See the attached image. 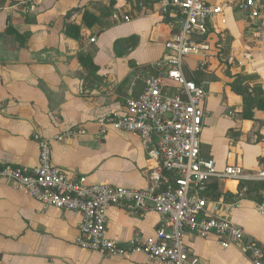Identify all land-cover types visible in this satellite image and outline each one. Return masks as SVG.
<instances>
[{"label":"crops","instance_id":"0c3cea01","mask_svg":"<svg viewBox=\"0 0 264 264\" xmlns=\"http://www.w3.org/2000/svg\"><path fill=\"white\" fill-rule=\"evenodd\" d=\"M205 1L225 6L208 20V49L183 65L187 78L205 82L200 154L218 168L264 170V109L231 87L240 75L264 99V0H255L256 17L239 8L241 0ZM84 11L95 16L92 24ZM175 22L173 14L161 13L159 0H0V166H36L44 139L51 162L69 173L89 183L144 189L153 162L140 136L109 121L125 113L128 91L139 92L143 77L154 72ZM70 25L78 27L77 37ZM128 36L136 41L116 45ZM85 55L95 70L80 62ZM68 132L69 138L56 140ZM206 190L217 195L210 199L226 202L244 193L231 220L264 255V215L258 211L264 180L213 179ZM106 214V236L127 248L134 237L153 235L159 222L154 211L125 205H111ZM80 221V213L44 207L0 181V264H156L142 253L122 257L80 248ZM183 242L198 264H253L240 247L223 248L215 235L185 231Z\"/></svg>","mask_w":264,"mask_h":264},{"label":"built area","instance_id":"2783aa9c","mask_svg":"<svg viewBox=\"0 0 264 264\" xmlns=\"http://www.w3.org/2000/svg\"><path fill=\"white\" fill-rule=\"evenodd\" d=\"M159 5L162 14L174 15L175 30L165 41V51L153 66L154 72L143 77L140 91L136 95L128 91L125 113L109 121L117 129L140 136L153 162L146 171L147 186L139 190L89 183L84 175H74L54 165L50 143L44 139L39 142L36 166L2 165L0 181H10L15 189L44 207L80 213L75 243L85 250L122 257L142 253L156 264H198L183 242L184 232L189 231L200 237L215 235L223 248L237 245L253 264H264L261 247L231 220L230 212L244 193L238 192L230 202L205 195L213 179L264 180V170L245 172L239 164L218 168L213 159L201 156L205 82L197 83L183 71L188 57L208 49L203 40L208 20L220 14L225 5L205 0H159ZM258 6L255 0L239 3L249 17L259 14ZM112 16L119 18L116 12ZM122 18L130 19L127 15ZM201 58L203 62L205 55ZM69 136V132L59 133L55 138L61 141ZM111 205L157 213L159 222L154 234L134 237L128 248L106 236V211ZM258 211L264 215V204L258 206Z\"/></svg>","mask_w":264,"mask_h":264},{"label":"trees","instance_id":"16d2710c","mask_svg":"<svg viewBox=\"0 0 264 264\" xmlns=\"http://www.w3.org/2000/svg\"><path fill=\"white\" fill-rule=\"evenodd\" d=\"M83 19L84 21L86 22V24H92L93 21L95 20V16L88 12V11H84L83 12ZM91 21V22H90ZM69 28H72V31H76L73 36L74 37H77V33H78V27H76L75 25H70ZM67 31V30H66ZM69 34L71 35V31L69 32ZM136 41V36H128L126 38H123V39H120L118 41H116V45L117 43H122V44H132ZM80 62H82V64H88V66L90 68H92L93 70H95V66L91 63V57L89 55H85L84 57H80ZM231 87H232V90L234 92H236L237 94L243 96V98L245 99V97L247 98H255V105L254 107L258 108V109H264V99L261 98V93L259 90H257V88L255 87H250L248 85H246L244 83V80L242 78V76L240 75H235L233 81H232V84H231ZM140 91V90H139ZM138 93L135 92L134 94L136 95ZM215 187V185H214ZM256 191V189H254V192ZM206 196L207 197H210V198H214L216 197L217 195H214V196H209L207 194V190H206ZM257 200H261V197H256Z\"/></svg>","mask_w":264,"mask_h":264}]
</instances>
